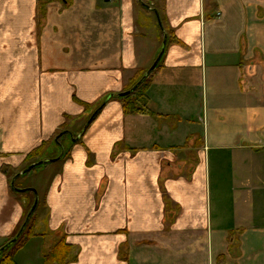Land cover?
Returning a JSON list of instances; mask_svg holds the SVG:
<instances>
[{
  "label": "crops",
  "instance_id": "crops-1",
  "mask_svg": "<svg viewBox=\"0 0 264 264\" xmlns=\"http://www.w3.org/2000/svg\"><path fill=\"white\" fill-rule=\"evenodd\" d=\"M141 1L0 0V250L39 197L13 264H264V0Z\"/></svg>",
  "mask_w": 264,
  "mask_h": 264
},
{
  "label": "trees",
  "instance_id": "trees-1",
  "mask_svg": "<svg viewBox=\"0 0 264 264\" xmlns=\"http://www.w3.org/2000/svg\"><path fill=\"white\" fill-rule=\"evenodd\" d=\"M144 2V0H143ZM143 78V75L138 78L133 85L129 88L128 92H130ZM149 81L150 78H148L143 85H141L134 93L127 95V96H120L119 99L123 104V110L125 112V114H150V110H149V98L147 96V87L149 85ZM127 92V93H128ZM105 104V103H104ZM103 102L100 104V106L103 107ZM85 108L87 110H89V106H85ZM65 129V128H64ZM64 132V130L59 133L57 135V137H59L62 133ZM67 136L66 134H63L61 138H59V142L61 141V139L63 137ZM58 144V143H55ZM47 144H43V146L39 149H37L34 153L31 154L32 157H38L39 155H41L44 151V149L46 148ZM33 191H32V195H33ZM35 195V194H34ZM39 206V205H38ZM33 207V206H32ZM31 210V209H30ZM29 210V212H30ZM28 212V214H29ZM28 214L26 215V218L28 216ZM32 219L30 220L29 225L27 226V228L25 229L23 235L21 236V238L19 239V241L14 244L8 251L4 252L1 256L5 255V253H9L7 254V256L5 255L3 257V259L1 260L0 264H13V252L15 250H17V248L20 247V245H22L24 239L28 236L31 235L33 227H32ZM26 221V220H25ZM25 223V222H24ZM23 227V226H22ZM22 229V228H21ZM20 229V230H21ZM20 232V231H19ZM19 234V233H18ZM70 253V248L67 247L65 244H60L50 255V257L47 259V264H65L68 255ZM0 256V257H1Z\"/></svg>",
  "mask_w": 264,
  "mask_h": 264
},
{
  "label": "water",
  "instance_id": "water-1",
  "mask_svg": "<svg viewBox=\"0 0 264 264\" xmlns=\"http://www.w3.org/2000/svg\"><path fill=\"white\" fill-rule=\"evenodd\" d=\"M141 1V0H140ZM142 3V1H141ZM142 5L146 8H149L148 6H146L145 4L142 3ZM156 16H157V19H158V23H159V26L161 27V29L164 30V25H163V21H162V18H161V15L160 13L157 11V10H154ZM166 46H167V36L165 37V40H164V44H163V48H162V52L160 53L158 59L156 60V62L154 63V65L150 68V70L145 74V76L142 78V80L128 93H125V94H122V96H127V95H130L132 93H134L141 85L144 84V82L152 75V73L155 71V69L157 68V66L159 65L160 61L162 60V57L165 53V50H166ZM108 101V100H107ZM107 101L105 103H107ZM52 162V160H47V161H43V162H40L39 164L35 165V166H32L31 168H29L27 170L26 173L32 171L34 168L36 167H39V166H42V165H46L48 163ZM15 189V188H14ZM16 190V189H15ZM17 192H22L20 190H16ZM38 205H39V197L36 195V200H35V203L33 205V207L31 208L27 218H26V221L22 227V229L20 230L19 234L13 239L11 240L7 245H5L3 248H1L0 250V256L8 251L14 244H16L19 239L21 238V236L23 235L25 229L27 228V226L29 225L30 223V220L32 219L33 215L35 214L37 208H38Z\"/></svg>",
  "mask_w": 264,
  "mask_h": 264
},
{
  "label": "rangeland",
  "instance_id": "rangeland-1",
  "mask_svg": "<svg viewBox=\"0 0 264 264\" xmlns=\"http://www.w3.org/2000/svg\"><path fill=\"white\" fill-rule=\"evenodd\" d=\"M144 1H145V3L147 5L152 6L154 8L155 7L161 8V6H162V0H144ZM153 1L155 2V4H153ZM34 202H35V196L34 195H30V197H29V205L27 206V214H28L29 210L32 208V206L34 205ZM7 254H9V253H7ZM7 254L5 253L6 256H7ZM5 255L0 257V262H1V260L3 259V257Z\"/></svg>",
  "mask_w": 264,
  "mask_h": 264
}]
</instances>
